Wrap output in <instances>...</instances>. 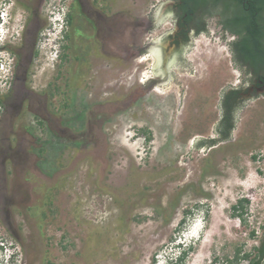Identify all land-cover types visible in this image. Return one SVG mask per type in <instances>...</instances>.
Masks as SVG:
<instances>
[{
    "label": "rangeland",
    "instance_id": "374dc122",
    "mask_svg": "<svg viewBox=\"0 0 264 264\" xmlns=\"http://www.w3.org/2000/svg\"><path fill=\"white\" fill-rule=\"evenodd\" d=\"M166 1L95 0L105 17L95 30L69 12L72 0H0L16 30L23 6L39 2L54 22L72 20L39 43L33 75L51 93L48 125L27 115L21 127L0 124L4 137L17 135L11 161L0 159V264H170L188 247L185 264L259 260L264 93L244 96L224 139L225 94L249 80L234 60L236 38L210 18L159 75L151 43L171 50V28L151 22ZM242 200L245 222L233 214Z\"/></svg>",
    "mask_w": 264,
    "mask_h": 264
},
{
    "label": "flooded vegetation",
    "instance_id": "af4514ba",
    "mask_svg": "<svg viewBox=\"0 0 264 264\" xmlns=\"http://www.w3.org/2000/svg\"><path fill=\"white\" fill-rule=\"evenodd\" d=\"M3 1L5 0H1L5 5L6 2ZM94 3L95 0H72V3L69 5V12L73 10L78 11L80 15L92 22L95 30H98L99 23L104 22L105 17ZM162 4L160 7H154L151 27L153 30H157L159 25L168 21L171 30L165 40L171 41L170 46L172 49L168 50L164 43H156L155 41L157 40L153 41L151 46H157L159 43L168 56L174 55L175 58L178 55L182 56L185 51L184 49L191 44L193 38L206 31L207 20L210 18H218L221 29L231 34L224 28L218 12L206 19L204 30L197 31L192 24L185 23L186 21L182 20L178 0H169ZM42 5L43 2H39L36 7L23 6L25 10L23 15H21V19L18 20L19 30L15 29L16 15L13 12L0 14V33H3L0 34V53L3 54L1 55L3 58H7L9 61L8 76L4 77V80L1 81L3 88L0 87V124L6 122L9 118L13 126L17 123V126L21 127L18 120L22 116L27 115L37 118L41 126H47L46 115L53 114L50 104L51 93L48 89H45V91L39 90L36 87L35 76L33 75L39 43L43 39L45 31L57 23L56 21L54 22V12L51 11L49 15L44 14ZM235 38L237 39L236 36ZM140 55H142V52H140ZM166 71L168 73L167 66ZM246 73L249 77L247 86L241 89H231L224 97L225 100L229 93L233 91L239 92V96L232 102L233 123L235 112L243 102L244 96L252 98L264 93V83L255 80L252 73H248L247 70ZM11 133L10 137H4L0 130V147L6 146L8 148L6 154H0V159L2 158L7 163L11 161L10 149L14 148L11 144V137H17L14 128L11 129Z\"/></svg>",
    "mask_w": 264,
    "mask_h": 264
},
{
    "label": "trees",
    "instance_id": "16d2710c",
    "mask_svg": "<svg viewBox=\"0 0 264 264\" xmlns=\"http://www.w3.org/2000/svg\"><path fill=\"white\" fill-rule=\"evenodd\" d=\"M181 18L185 23L192 24L197 31L205 29V21L210 15L218 12L226 30L237 39L232 43L235 62L255 80L264 83V0H178ZM68 17L67 24H71ZM239 96L238 91L229 93L223 103V118L221 120V135L229 138L234 128L232 102ZM243 200L233 207L234 216L245 222ZM185 217L182 225L186 224ZM193 247L182 249L177 261L170 264H185ZM239 254V253H238ZM248 258L249 255H245ZM264 239L258 248V261L252 264H264Z\"/></svg>",
    "mask_w": 264,
    "mask_h": 264
},
{
    "label": "bare ground",
    "instance_id": "6f19581e",
    "mask_svg": "<svg viewBox=\"0 0 264 264\" xmlns=\"http://www.w3.org/2000/svg\"><path fill=\"white\" fill-rule=\"evenodd\" d=\"M168 23V22H167ZM0 34H3V33H0ZM6 36V35H5ZM2 37V36H1ZM3 39V38H2ZM159 42V41H156V43ZM152 47V46H151ZM150 48V47H149ZM151 52L152 55L148 56V57H153V60L156 62V65H159V70L157 72H159L158 74L159 75H162V74H167V71H166V66L170 67V66H173L174 64V61H175V57L174 55L172 56H168L165 54V51L161 48L160 44L158 43L157 46H153L151 48V50L149 51ZM213 53V52H212ZM168 56V57H167ZM151 59V58H150ZM145 60V59H143ZM142 60V61H143ZM144 62V61H143ZM166 65V66H165ZM157 67V68H158ZM171 68V67H170ZM170 71V70H169ZM207 247V244H205L204 248ZM203 255H204V250H203ZM202 255V256H203ZM201 257V255L199 256Z\"/></svg>",
    "mask_w": 264,
    "mask_h": 264
},
{
    "label": "clouds",
    "instance_id": "9594fccd",
    "mask_svg": "<svg viewBox=\"0 0 264 264\" xmlns=\"http://www.w3.org/2000/svg\"><path fill=\"white\" fill-rule=\"evenodd\" d=\"M58 14L61 15V12L58 11ZM65 15V14H64ZM65 21H67V16L65 15L64 18H60V17H56V22H58L59 25H64ZM4 246V245H3ZM15 256V254H12V257H10V259L12 260L13 257ZM179 257V256H178ZM178 257L175 260L170 259V262L172 261H177ZM15 259V258H14ZM7 264H11V263H7Z\"/></svg>",
    "mask_w": 264,
    "mask_h": 264
}]
</instances>
